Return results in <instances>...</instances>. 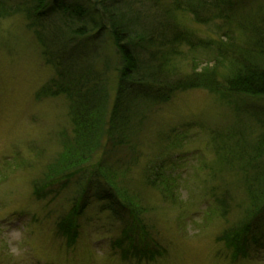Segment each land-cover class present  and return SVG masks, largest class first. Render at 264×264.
I'll return each mask as SVG.
<instances>
[{
	"label": "rangeland",
	"instance_id": "374dc122",
	"mask_svg": "<svg viewBox=\"0 0 264 264\" xmlns=\"http://www.w3.org/2000/svg\"><path fill=\"white\" fill-rule=\"evenodd\" d=\"M6 1L16 8L31 0ZM65 1L82 5L93 16L102 14L93 0ZM173 1L118 2H133L130 8L142 14L134 17L148 15L143 27H150L151 16L171 11ZM231 4L229 20L210 21L203 12L207 24L195 21L187 2L174 12L175 32L187 33L193 44L179 45L172 56H164L161 81L193 80L205 73L211 83L227 86L229 58L257 54L264 0ZM26 14L0 13V264H264V252L234 260L225 246L252 218L246 173L238 163L222 165L216 148L217 137L238 130L241 118V129L255 138L258 126L250 113L264 108V97L242 98L240 116L228 98L204 88L173 92L167 102L154 105L139 100L130 112L125 144L112 146L104 136L91 161L67 165L65 148L74 139L70 103L65 95L44 92L56 72L46 62ZM46 20L56 28L65 24L60 13ZM241 23L246 25L243 30ZM102 26V35L77 46L94 57L93 70L106 77L111 107L119 75L114 70L120 62L106 18ZM172 32L166 26L158 42ZM137 50L146 59L145 50ZM78 62L75 68L83 70L85 60ZM159 77L147 76L146 81L153 84ZM79 167L105 169L108 182L102 181L103 186L108 191L114 187L135 215L123 223L102 209L103 202L91 200L78 216L75 177L64 179ZM66 219L74 223L70 232L62 224L69 223ZM133 220L145 228V242L157 247L153 254L139 257L127 249L123 230L129 231ZM260 227L257 235L264 234V216Z\"/></svg>",
	"mask_w": 264,
	"mask_h": 264
},
{
	"label": "trees",
	"instance_id": "16d2710c",
	"mask_svg": "<svg viewBox=\"0 0 264 264\" xmlns=\"http://www.w3.org/2000/svg\"><path fill=\"white\" fill-rule=\"evenodd\" d=\"M118 1L93 0L95 7L102 10L100 18L98 16L97 18L82 5L69 4L65 0H31L16 8H11L6 0H0L2 14L8 11L27 13L45 60L56 72L55 78L45 86L44 92L47 91L51 96L65 95L69 100L74 139L65 148L66 156H69L64 160L67 165L76 167L81 163L84 165L89 162L97 153L104 136H107V143L112 146L125 144L124 142L128 141L126 130L131 123L130 112L139 100L145 101L148 105H154L167 102L173 92L204 88L228 98L236 106V112L240 116L239 113L243 110L242 98L264 97V29L263 32L260 31V37L256 40L258 41L255 46L257 54L248 53L244 57H233V55L229 58L230 72L227 86L211 83L209 75L205 73L197 75L198 78L193 80L179 78L167 84L159 77L163 74L165 67L163 66L164 56H172L173 50L179 45L193 44L190 42L192 39L190 35L182 31L175 32L174 12L180 11L187 2L189 12L200 24L209 22L208 19H202L203 14L207 16L206 18L210 17V21L229 20V16L232 15V0H174L171 11L167 9L165 14L151 16L153 24L150 23V27H143L145 26L143 22L148 15L141 19L134 17L142 14L130 8L133 2H128L127 6L120 5ZM149 1L152 2V0ZM156 1L160 3L164 0ZM155 5L157 6L156 3ZM45 13L47 15H44ZM54 13L63 14L65 24H58L57 28L54 24L49 26L46 19ZM261 15L260 22L264 25V12ZM104 18L108 20L110 37L113 39L120 62L114 70L119 75L117 89H115L116 97L111 107L106 77L102 72L96 73L93 70L94 57L91 55L89 58L90 53L82 52L77 46L81 40L89 42L90 37L102 35ZM166 26L172 27L173 32L169 34V38L162 41L163 43L158 42L159 35L164 33ZM245 26L244 23L239 25L241 30L245 29ZM256 34L259 35V33ZM201 44L203 42L199 45ZM139 48L145 50L146 59L138 57L136 51ZM79 59L85 60L81 66L83 70L79 69L80 71L75 68L80 66L79 62L77 63ZM106 67H108V61H106ZM154 75L159 77L158 80L153 84L147 83L146 77ZM250 115L258 126L255 138L246 133L248 131L246 128H244L246 132L241 129L240 126L244 121L239 118L238 130L233 128L227 135L222 134L216 140V148L219 147L218 156L223 159L222 165L238 163L240 165L236 166L246 173L245 186L250 200L248 214L252 220L242 225L241 232H234L235 236L228 238L225 243L234 260L239 257L246 258L252 253L264 252V234H256L261 228L264 216V108L256 109ZM89 171L88 168L79 167L77 171H73L64 179L66 182L70 181L71 177H75L73 181L78 187L77 197L80 200L79 207L77 206L75 211L78 216L87 208L91 200L103 202L102 209L114 214L113 216L119 221L122 220L123 223L128 215H135L132 209L130 210L123 203L114 187L108 191L103 186L102 181L108 182L104 174L105 169L103 172L97 167L91 170L92 172ZM36 187L42 189L39 186ZM35 193L45 194L37 190ZM134 221L137 220H133V223L129 225V231L123 230V240L130 243V245L127 244V249L139 257L144 254H153L157 247H152L145 242L147 241L143 237L147 235L145 228ZM67 222L69 223L63 221L62 224L65 228L68 227L70 232V229L74 228V223L71 220Z\"/></svg>",
	"mask_w": 264,
	"mask_h": 264
},
{
	"label": "clouds",
	"instance_id": "9594fccd",
	"mask_svg": "<svg viewBox=\"0 0 264 264\" xmlns=\"http://www.w3.org/2000/svg\"><path fill=\"white\" fill-rule=\"evenodd\" d=\"M12 251L15 253V252H17V251H18V249H16V248H13V249H12Z\"/></svg>",
	"mask_w": 264,
	"mask_h": 264
}]
</instances>
